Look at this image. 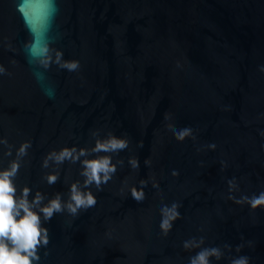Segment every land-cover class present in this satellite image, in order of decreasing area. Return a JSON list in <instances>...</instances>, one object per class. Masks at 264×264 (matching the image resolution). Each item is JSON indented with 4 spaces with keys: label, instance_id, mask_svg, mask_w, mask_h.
<instances>
[{
    "label": "water",
    "instance_id": "1",
    "mask_svg": "<svg viewBox=\"0 0 264 264\" xmlns=\"http://www.w3.org/2000/svg\"><path fill=\"white\" fill-rule=\"evenodd\" d=\"M109 133L128 147L88 158L116 172L94 206L45 222L39 264H189L201 237L224 252L212 264H264V208L235 202L264 191V0H0V170L30 142L18 190L67 201L80 163L44 159Z\"/></svg>",
    "mask_w": 264,
    "mask_h": 264
},
{
    "label": "clouds",
    "instance_id": "2",
    "mask_svg": "<svg viewBox=\"0 0 264 264\" xmlns=\"http://www.w3.org/2000/svg\"><path fill=\"white\" fill-rule=\"evenodd\" d=\"M59 55L57 53L58 57ZM62 67L72 71L78 67V64L65 62ZM191 134L190 128L174 133L176 139L181 141ZM93 135L98 137V133ZM0 144L7 145V139L0 140ZM30 147V142L21 144L16 151V158L10 161L6 169L0 170V264H39L41 259L39 251L50 241L49 229L44 226L45 222L51 221L57 213L67 211L75 216L80 209L94 206L96 198L91 191V186L95 185L97 190H102L101 185L106 184L116 172L111 156L88 157L92 153H118L128 147V141L109 133L106 138H97L91 149L73 146L50 152L43 162L45 168H48L50 163L62 165L65 161L81 165L80 175L84 177L83 183L77 181L71 184L67 201L59 192L53 198L47 199L41 191H36L32 196V189L28 186L18 190L15 178L21 166L20 161L28 154ZM212 147L214 149L215 146L212 145ZM6 155H12L10 145ZM129 163L133 167H138V163L134 160H130ZM58 178V174H49L45 177L49 185L55 184ZM229 186L233 191L237 187L234 181H229ZM30 196H32L31 199H29ZM132 196L138 201L143 198L142 193H138L135 188L132 189ZM231 198L235 200V197ZM235 202L246 203L253 210L264 208V191L251 196L245 195ZM179 207L174 203L171 207L165 205L161 209L160 227L165 235L172 229V222L180 216ZM204 243L203 237L199 240L192 238L184 242L183 246L186 250L199 249L189 258V264H212L213 258L216 261L223 258L224 252L220 247H204ZM225 247L230 249L228 245ZM236 250L239 252L240 246ZM231 264H250V258L243 255L237 256L232 258Z\"/></svg>",
    "mask_w": 264,
    "mask_h": 264
}]
</instances>
